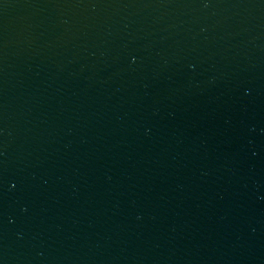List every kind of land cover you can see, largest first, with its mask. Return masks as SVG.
I'll use <instances>...</instances> for the list:
<instances>
[{"label":"water","instance_id":"95a60500","mask_svg":"<svg viewBox=\"0 0 264 264\" xmlns=\"http://www.w3.org/2000/svg\"><path fill=\"white\" fill-rule=\"evenodd\" d=\"M0 264H264V0H0Z\"/></svg>","mask_w":264,"mask_h":264}]
</instances>
